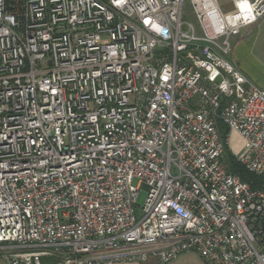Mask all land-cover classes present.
Masks as SVG:
<instances>
[{
	"label": "built area",
	"instance_id": "built-area-1",
	"mask_svg": "<svg viewBox=\"0 0 264 264\" xmlns=\"http://www.w3.org/2000/svg\"><path fill=\"white\" fill-rule=\"evenodd\" d=\"M191 1L202 34L184 0H0V264H264L226 156L235 132L264 180V89L229 58L264 0Z\"/></svg>",
	"mask_w": 264,
	"mask_h": 264
},
{
	"label": "crops",
	"instance_id": "crops-1",
	"mask_svg": "<svg viewBox=\"0 0 264 264\" xmlns=\"http://www.w3.org/2000/svg\"><path fill=\"white\" fill-rule=\"evenodd\" d=\"M229 58L258 87L264 89V19L254 25L243 27L239 34L233 35ZM156 256L145 261H115L108 264H158ZM96 264V263H91ZM167 264H207L196 251L177 254Z\"/></svg>",
	"mask_w": 264,
	"mask_h": 264
},
{
	"label": "rangeland",
	"instance_id": "rangeland-1",
	"mask_svg": "<svg viewBox=\"0 0 264 264\" xmlns=\"http://www.w3.org/2000/svg\"><path fill=\"white\" fill-rule=\"evenodd\" d=\"M217 2L219 3L224 13H230L234 11V5H233L232 0H217ZM183 20L186 22L192 23V25H194L195 27L197 34H202L201 23L196 13L194 12V8H193L191 0H184ZM230 42L232 46L233 36L230 37ZM228 146L232 152L236 154H240L243 149V139L240 137V135L233 132L230 136V141H229ZM134 183L138 184L137 178L134 179ZM146 196H147L146 189L144 187L140 188L139 195L137 197L136 204H135V210H136V214L138 217L142 211V206L145 203ZM45 259H50V258L44 257V260Z\"/></svg>",
	"mask_w": 264,
	"mask_h": 264
},
{
	"label": "trees",
	"instance_id": "trees-1",
	"mask_svg": "<svg viewBox=\"0 0 264 264\" xmlns=\"http://www.w3.org/2000/svg\"><path fill=\"white\" fill-rule=\"evenodd\" d=\"M226 156L232 172L239 175L242 180L250 183L253 188L264 190V180L260 176L249 171L246 167L240 164V162L236 158V155L230 150L228 144L226 145ZM256 229L264 231V219L260 220L257 223ZM43 264H55V259H45L43 260Z\"/></svg>",
	"mask_w": 264,
	"mask_h": 264
}]
</instances>
